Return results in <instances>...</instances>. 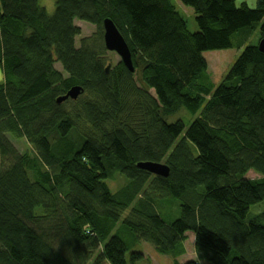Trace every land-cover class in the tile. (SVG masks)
I'll return each mask as SVG.
<instances>
[{"label": "trees", "instance_id": "trees-1", "mask_svg": "<svg viewBox=\"0 0 264 264\" xmlns=\"http://www.w3.org/2000/svg\"><path fill=\"white\" fill-rule=\"evenodd\" d=\"M178 3L196 32L171 0H54L52 14L0 0V264H135L141 242L173 264H264V0ZM105 19L133 72L106 64ZM75 21L98 32L77 45ZM255 30L215 85L203 54ZM182 111L186 129L168 122ZM5 134L34 151L17 155ZM188 232L197 261L182 263Z\"/></svg>", "mask_w": 264, "mask_h": 264}, {"label": "rangeland", "instance_id": "rangeland-1", "mask_svg": "<svg viewBox=\"0 0 264 264\" xmlns=\"http://www.w3.org/2000/svg\"><path fill=\"white\" fill-rule=\"evenodd\" d=\"M175 5H177L178 11L183 15L186 20L187 27L190 32H196L197 26L195 23V15L193 14L192 9L182 6L178 3V0H171ZM246 2L250 8H254L255 0H236V5ZM40 6H42L48 14H52L54 11V0H39ZM75 25L80 29V35L76 38V44H79V41L82 38L90 37L95 35L98 31L97 28L92 25L82 21H75ZM259 39V35L257 30L253 31L247 38L244 34L235 35L232 37V48L225 51H211L205 52L203 57L206 59L208 66V73L215 85H218L223 76L228 72L234 61L241 54L243 49L250 45H256ZM106 64L109 66L116 65L120 58L114 52H106L105 53ZM55 68L58 71H61V67L56 64ZM1 73V71H0ZM194 116L185 113L182 111L178 116L171 117L168 119V122H173L176 119H181L184 123L185 129L190 125V123L194 120ZM5 142L9 145V147L17 154H32L34 151L33 147L29 144V142L23 137H14L11 134L4 135ZM248 179H256L258 175L253 172H248L246 174ZM125 180L123 177L116 175L114 180L107 181L106 183L109 185L111 192H115L116 189L121 187L124 184ZM177 217V212L174 214V218ZM194 236L192 233L188 232L186 234L185 241V255L179 257L177 260L179 262L185 261H197L195 250H194ZM131 252H140L141 257L139 260L135 262V264H173V259L169 256H162L155 252L153 246L146 242H141L136 247H133L129 250L127 254V259L129 260ZM200 264H210L207 261L203 260L199 262ZM106 264V263H105Z\"/></svg>", "mask_w": 264, "mask_h": 264}, {"label": "water", "instance_id": "water-1", "mask_svg": "<svg viewBox=\"0 0 264 264\" xmlns=\"http://www.w3.org/2000/svg\"><path fill=\"white\" fill-rule=\"evenodd\" d=\"M102 27V38L106 51L116 53L119 56L122 64L130 72H133L132 55L130 49L117 28L109 19H105L103 21ZM257 48L260 52L264 53V38L259 41ZM106 71H108V67L106 68ZM81 93L82 89L80 87H73L67 92L65 96L58 98L57 103H61L67 98L75 100ZM137 168L159 177L168 176V167L163 163L139 162L137 164Z\"/></svg>", "mask_w": 264, "mask_h": 264}, {"label": "clouds", "instance_id": "clouds-1", "mask_svg": "<svg viewBox=\"0 0 264 264\" xmlns=\"http://www.w3.org/2000/svg\"><path fill=\"white\" fill-rule=\"evenodd\" d=\"M3 80H4L3 73H0V82H3Z\"/></svg>", "mask_w": 264, "mask_h": 264}]
</instances>
